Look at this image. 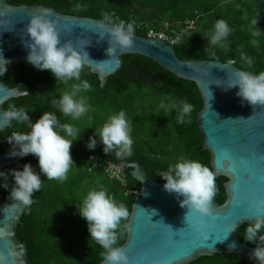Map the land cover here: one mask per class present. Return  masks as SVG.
Returning <instances> with one entry per match:
<instances>
[{
	"label": "trees",
	"instance_id": "trees-1",
	"mask_svg": "<svg viewBox=\"0 0 264 264\" xmlns=\"http://www.w3.org/2000/svg\"><path fill=\"white\" fill-rule=\"evenodd\" d=\"M7 3L14 6L41 4L61 14L100 20H104V15L108 14L117 22H134V33L138 36H146L148 29L157 31L164 23L179 32L182 23L192 19L195 29L183 33L179 43L174 45L175 54L180 60L211 61L217 57L222 63L234 61L235 67L240 70L254 74L264 71V0H7ZM76 5L83 7L77 10ZM220 19L225 20L231 29L227 39L221 42L227 47L212 46L205 36ZM254 19H257L259 36L252 35ZM166 34L171 38L169 31ZM242 55L252 59L251 66L241 59ZM24 67L26 70H22ZM8 70L16 73L9 78L13 83L6 75H0V81L12 87L20 79L28 80L27 73L31 70L30 74L43 77L41 87L44 92L41 95L33 88L32 96L7 101L5 110L10 104L24 108L33 123L43 112L51 111L62 123H71L81 131L80 138L73 142L71 148L74 166L69 170L67 179L63 182L48 180L41 174V188L32 197L38 203L25 208L21 217L23 226L17 227V238L26 243L30 264H99L103 260L100 255L103 249L90 239L87 224L76 209L88 191L106 190L117 203H123L130 214L139 183L127 172H124L125 184L121 185L115 179H110L100 167L89 170L99 160L119 164L115 152H103L99 137L94 150L86 147L89 137L94 135L95 129L102 127L110 115L123 110L131 121L132 155L126 156V160L140 163L150 179L165 182L157 174L166 171L181 156L198 161L211 170L210 156L202 149V138L198 135L195 121L202 107L195 84L175 77L150 59L140 55L123 56L122 68L108 78V83L102 89L97 77L85 67L81 80L89 81L92 88L80 95L87 97L92 111L79 120L64 117L52 105V100L58 99L64 91L65 84L57 82L50 72H36L27 63L9 64ZM76 83L79 81L72 80L68 85ZM169 99L185 100L193 105L192 111L185 117V123L177 122L176 110L166 111L159 107L161 102L167 103ZM17 130L29 131L26 125L18 126L12 122L0 135V141ZM24 164H31L39 174L37 159L32 155L16 165L5 167L2 172L8 174L11 170H22ZM5 182L8 188L0 186V202L14 184L10 174L6 181L0 178V185ZM215 182L217 194L214 200L222 204L226 199L222 186L225 178L218 177ZM125 225L127 220H122L118 229L119 247L126 239ZM247 226H240L236 236L242 243L255 247V243L244 240ZM190 264L246 263L239 255L215 254L201 257Z\"/></svg>",
	"mask_w": 264,
	"mask_h": 264
},
{
	"label": "water",
	"instance_id": "water-1",
	"mask_svg": "<svg viewBox=\"0 0 264 264\" xmlns=\"http://www.w3.org/2000/svg\"><path fill=\"white\" fill-rule=\"evenodd\" d=\"M45 10L57 21L62 43L70 40L79 48L81 39H90V46L84 49L90 58L97 62L107 60L85 66L97 77L101 89L108 78L122 68L123 56L140 55L175 77L194 83L200 94L202 107L195 120L198 135L202 138V149L210 156L209 165L216 178H225L222 186L226 199L222 204L211 202L213 219H207L204 224L193 219L186 225L184 216L188 210L179 205L183 198L165 192V182L150 179L140 163L128 162L126 156L118 157L123 171L139 183L127 219L126 239L120 246L129 264H190L215 254L239 255L246 264L256 263L250 259L256 246L242 243L236 230L252 222L246 218H254L264 211V106L243 102L236 95L238 88L224 90L231 72L238 69L235 62L222 63L217 57L211 61H183L176 56L174 45L135 33L132 49L117 50L109 58L104 20L61 14L41 4L14 6L0 0V13H3L0 21H7L0 23V53L10 64L27 63L28 49L21 39H28L24 28L32 16ZM101 34L105 40L97 43ZM25 95L28 93L20 86L10 87L0 81V97L6 96L0 104V112L5 110L7 101ZM5 128H0V135ZM0 147V172L30 156L10 157L13 146L8 143V137L0 141ZM224 150H228L231 160L221 159ZM233 166L235 171L231 170ZM37 203L38 200L33 199V204ZM25 208L10 199V192L0 202V264H30L26 243L17 238V227L23 226L21 217ZM236 224L235 230L229 232ZM164 225L170 226L172 231ZM99 264H103V260Z\"/></svg>",
	"mask_w": 264,
	"mask_h": 264
},
{
	"label": "clouds",
	"instance_id": "clouds-1",
	"mask_svg": "<svg viewBox=\"0 0 264 264\" xmlns=\"http://www.w3.org/2000/svg\"><path fill=\"white\" fill-rule=\"evenodd\" d=\"M81 7L83 6L76 5L77 10ZM0 23L6 24L7 21H0ZM104 24L107 26L108 47L106 53L109 58L117 50L123 52L134 47V22L126 23L124 20L117 22L111 15L105 14ZM256 24L257 19H254L252 21L253 36L260 35ZM24 32L28 39L27 41L21 39L28 49L26 62L29 65L40 71L50 72L57 82L65 85L72 80L79 81V83L72 84L70 88H66L58 99H53L52 105L64 117H71L72 120H79L92 111L91 106L87 103V97L80 95L90 91L92 85L87 80H81V73L86 65L105 63L107 60L97 62L90 58L89 53L84 50L90 46V39H81L79 48L75 47L70 40H65L62 43L58 23L51 18V13L46 10L32 16L26 24ZM230 32L231 29L226 21L220 19L215 22L210 32L205 33V36L210 45L227 47L221 42L227 39ZM104 40V35L101 34L97 43ZM255 43L256 41L253 40V44ZM241 59L249 66L253 63L252 59L246 55H242ZM9 64L10 61L0 53V75L6 73ZM232 88H238L236 95L250 106H264V71L254 74L247 70H233L224 90ZM5 99L6 96L0 97V104ZM159 107L166 111L176 110L178 113L177 122L181 124L185 123V117L193 109V105L187 101L174 99H169L167 103L161 102ZM12 122H16L18 126L26 125L29 131L11 132V135L8 136V143L13 146V150L10 151L9 156L32 155L36 157L39 167V174L34 171L31 164H24L22 170H11L8 173L14 181L10 189V199L27 207L33 204L32 197L41 188V174L48 180L63 182L67 179L69 170L74 166L71 148L73 142L80 138L81 131L71 123H62L51 111L43 112L33 123L24 108H17L10 104L6 110L0 112V128L11 126ZM131 130V121L121 110L110 115L102 127L95 129L94 135L89 137L86 147L89 150H94L98 142L97 137H99V143L102 144L105 154L115 152L117 157L131 156L133 145ZM16 148L19 150L16 151ZM221 159L231 160L228 150H224ZM231 170L235 171V167L233 166ZM8 174L0 172V178L6 181ZM157 175L165 181L163 184L165 192L183 198L179 201V205L188 210L184 216L186 225L193 219L204 224L207 219L214 218L211 202L217 194V186L215 173L209 167L181 156L178 162L170 164L166 171H161ZM0 186L8 188L6 182ZM76 209L87 224L90 239L103 249L100 253L103 264H129L124 250L117 246L118 229L121 226V221L127 220L129 216L128 208L123 203H117L106 190L100 189L88 191ZM246 219L252 222L244 230V240L256 244L250 254V259H254L256 264H264V211L254 218ZM164 226L172 231L170 226ZM236 226L237 224L232 225L229 232L234 231ZM230 247L234 248L235 245Z\"/></svg>",
	"mask_w": 264,
	"mask_h": 264
},
{
	"label": "built area",
	"instance_id": "built-area-1",
	"mask_svg": "<svg viewBox=\"0 0 264 264\" xmlns=\"http://www.w3.org/2000/svg\"><path fill=\"white\" fill-rule=\"evenodd\" d=\"M195 29V22L194 20H185L182 23L181 30L179 32L176 29H170V25L168 23H164L162 28L159 30L148 29L146 36L147 37H155L157 39L166 41L172 45H177L182 38L183 33H187L189 31H193ZM170 32L171 38L167 36V32ZM97 167H100L103 172L110 178L115 179L116 181L120 182L121 185H124V171L119 164H115L112 162H106L104 160H99L91 165L90 171L95 170Z\"/></svg>",
	"mask_w": 264,
	"mask_h": 264
},
{
	"label": "flooded vegetation",
	"instance_id": "flooded-vegetation-1",
	"mask_svg": "<svg viewBox=\"0 0 264 264\" xmlns=\"http://www.w3.org/2000/svg\"><path fill=\"white\" fill-rule=\"evenodd\" d=\"M26 67H24L22 70H26L25 69ZM33 69V68H32ZM31 73V70H28V73H27V77H28V80H25V79H20L19 82L12 86V87H16V86H20L22 88V90L26 93H28V95H25V96H22V97H30L33 95V88L36 89V91L38 93H40L41 95H43V88L41 87V81L43 80V77H36L35 75L33 74H30ZM7 76L8 80H10L11 78H13L14 75H16L15 71L14 70H8L6 71V73L4 74ZM10 78V79H9ZM11 81V80H10ZM4 82V81H2ZM6 83V82H5ZM11 83H13V80L11 81ZM7 84V83H6ZM8 85V84H7ZM9 86V85H8ZM37 93V94H38ZM21 98V97H19ZM6 137V136H5ZM4 138V137H3ZM2 138V139H3ZM1 139V140H2ZM29 157V156H28ZM27 157V158H28ZM26 159V158H25ZM24 160V159H23Z\"/></svg>",
	"mask_w": 264,
	"mask_h": 264
},
{
	"label": "rangeland",
	"instance_id": "rangeland-1",
	"mask_svg": "<svg viewBox=\"0 0 264 264\" xmlns=\"http://www.w3.org/2000/svg\"><path fill=\"white\" fill-rule=\"evenodd\" d=\"M72 84H70V85H65V86H63V88H64V90L66 89V88H70V86H71Z\"/></svg>",
	"mask_w": 264,
	"mask_h": 264
}]
</instances>
